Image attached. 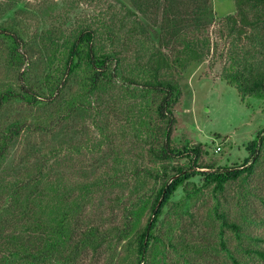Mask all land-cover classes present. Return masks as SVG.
<instances>
[{
    "label": "trees",
    "instance_id": "16d2710c",
    "mask_svg": "<svg viewBox=\"0 0 264 264\" xmlns=\"http://www.w3.org/2000/svg\"><path fill=\"white\" fill-rule=\"evenodd\" d=\"M17 1L0 0V264H84L103 247L124 264H161L177 248L179 212L191 215L210 186L248 181L264 154V129L240 164L207 161L202 144L174 139L178 75L211 51L212 0L109 3L91 21L57 14L38 36ZM234 1L229 31L264 47V0ZM232 67L224 78L241 98L264 99V67L245 57ZM95 154L110 158L101 175L85 163ZM69 161L78 162L70 173ZM131 178L138 199L121 225L80 227L87 204ZM219 216L222 247L244 264L223 238L230 228L240 240L242 226ZM246 250L264 261V248Z\"/></svg>",
    "mask_w": 264,
    "mask_h": 264
},
{
    "label": "rangeland",
    "instance_id": "374dc122",
    "mask_svg": "<svg viewBox=\"0 0 264 264\" xmlns=\"http://www.w3.org/2000/svg\"><path fill=\"white\" fill-rule=\"evenodd\" d=\"M109 3L115 4L119 10L122 5L131 6L130 0H18L15 7L23 9L27 33L30 35L33 32L32 36H38L40 31L51 27L57 14L66 16L71 23L91 21ZM212 7L215 19L207 28L211 51L200 61H191L186 70L178 75L183 95L174 108L177 118L174 139L177 142L190 139L193 143L202 144L207 161L214 160L221 166L240 164L249 154L248 144L259 130L264 129V99L252 96L242 99L237 89L225 80L224 72L244 57L264 67V47L257 39L252 42L246 36L239 39L229 31L224 17L236 13L234 0H212ZM248 33L258 35L259 32L249 29ZM86 128L94 133L88 124ZM76 137L84 139L85 135L79 133ZM14 154L11 161L16 159ZM95 155L96 158L85 159V163L94 165L91 173L101 175L110 158L108 155ZM77 163L69 161L63 168L70 173ZM79 163L80 168L81 160ZM134 188L135 180L131 178L104 191L93 203L86 205L80 227L84 229L93 224L106 229L121 225L138 199ZM182 192L180 189L173 201L178 202ZM175 204L174 208H181L178 203ZM170 212L171 217L173 209ZM190 212L191 215L179 212L180 218H174L177 248L169 246L161 264H232L229 252L221 244V212H226L230 219L242 226L240 240L232 229H225L223 238L231 252L244 264H264L258 256L246 250L250 247L264 248V242L254 240L256 236L264 237V154L248 181L232 182L222 193L215 192L210 186L195 198ZM117 251L121 252L119 248ZM84 264L124 263L116 257L112 260L110 251L103 247L95 257L89 251Z\"/></svg>",
    "mask_w": 264,
    "mask_h": 264
},
{
    "label": "built area",
    "instance_id": "2783aa9c",
    "mask_svg": "<svg viewBox=\"0 0 264 264\" xmlns=\"http://www.w3.org/2000/svg\"><path fill=\"white\" fill-rule=\"evenodd\" d=\"M218 149H220V147Z\"/></svg>",
    "mask_w": 264,
    "mask_h": 264
}]
</instances>
